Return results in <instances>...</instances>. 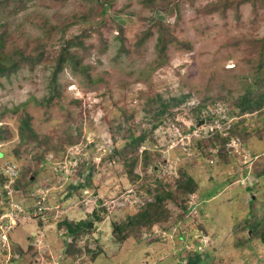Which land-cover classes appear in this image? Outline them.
<instances>
[{"label": "rangeland", "instance_id": "374dc122", "mask_svg": "<svg viewBox=\"0 0 264 264\" xmlns=\"http://www.w3.org/2000/svg\"><path fill=\"white\" fill-rule=\"evenodd\" d=\"M110 1L99 14L96 0H0V32L11 44L50 31L46 56L75 36L90 50L85 56L71 43L82 59L75 70L65 64L56 84L51 62L0 76V171L14 161L19 179L0 183V213L23 208L0 235V264H178L195 250L207 253L205 264H264V243L247 238L245 225L264 215V131L255 130L264 125V105L237 106L246 88L253 97L264 88L255 86L264 64L256 70L253 53V40L264 38V2L231 0L211 10L221 0H145L151 8ZM156 17L178 42L167 43L166 61L149 72ZM148 27L152 35L133 50ZM145 89L183 100L157 121L142 109ZM27 116L36 137L25 140L18 130ZM231 123L249 133L232 136L224 157L219 136ZM141 131L144 140L133 146L131 133ZM180 169L196 192L175 188ZM156 178L155 213L129 224L152 200ZM64 220L91 224L73 235Z\"/></svg>", "mask_w": 264, "mask_h": 264}, {"label": "trees", "instance_id": "16d2710c", "mask_svg": "<svg viewBox=\"0 0 264 264\" xmlns=\"http://www.w3.org/2000/svg\"><path fill=\"white\" fill-rule=\"evenodd\" d=\"M261 1V0H253ZM264 2V0H262ZM112 1L110 0H96L95 6L99 14L104 13L107 11V7L110 6ZM233 5V1L231 3V0H221L217 1L211 10H224L227 6ZM142 5L144 6H150L148 8H151L155 5L151 2H146L145 0L142 1ZM236 6V4H235ZM153 11V10H152ZM155 12V11H154ZM155 15V14H154ZM153 16V15H152ZM156 16V15H155ZM152 22H156L155 25L158 32L156 37V44H155V51L157 58L154 63L151 65L149 64L148 71L150 72L153 70V68H156V66H159V64L166 61V54H165V48L167 43H176L178 42L176 37H173L170 35L164 25L163 22H165V19H162V17H156ZM119 24H121L119 22ZM63 28V27H62ZM58 30V29H57ZM119 30L122 33V28L119 26ZM50 31L42 32L41 35L33 37L32 40L26 42L25 44L21 42V44L13 45L10 42V38H7L8 33L5 31L0 32V76L8 78L11 73L16 72L18 69H23V67H26L29 70H32L33 68L37 67L39 64H42L45 68H50L47 64H50L51 62V68L49 71V81H52L56 84V78L58 73L61 69L64 68L65 64L72 65V68L75 70V65L81 61L82 57L79 53L75 51H70L71 43H74L75 45H78L79 47H82L85 53V56L89 53L90 50H88L87 46L84 44L82 39H78L76 42H73L75 38H78L79 36H75L70 38L69 40H65V43H63L60 47L55 49L53 52H48L47 56L51 57L50 59L45 55V49L44 45L45 42L49 41L51 36H53V33ZM45 38L43 36L47 35ZM149 35H152V30L150 27L147 29H144L138 33V37L136 38L134 42L133 50H136L139 48L145 40L148 38ZM258 41V42H256ZM255 42L257 48V52H253L256 56V66L255 69L259 70L262 66L261 64H264V48L262 47V44H264V38L263 39H256L253 40ZM180 44L183 46H189V44L186 41H179ZM73 45V44H72ZM105 48V47H104ZM124 52H129L130 49L125 47H120ZM105 50V49H104ZM88 56V55H87ZM48 58V59H47ZM148 78V77H147ZM264 83V76L261 77V79L255 83L256 87H259L261 84ZM56 87V86H55ZM253 87V86H252ZM250 89L246 88L244 93L240 95L239 101H237V106L242 112L246 111H252L260 109L264 105V88L262 89V92L256 94V97L250 96ZM140 96L143 98V105L142 109L147 113L151 114V118L154 120H159L160 116L163 115L164 112H166L170 105L174 103H180L183 100V96L180 98L173 97L171 99H163L162 95L153 90L145 89L140 90ZM126 113V115H129L130 117L133 115L132 111H126V108L122 106L120 107ZM129 113V114H128ZM30 118L27 116L22 119L21 127L19 128V134L21 135L22 139H29L30 137H36L35 131H33L29 125ZM133 124V122H132ZM154 127L156 126V123L152 124ZM29 131V133L26 134V131ZM256 132L260 130L261 132L264 131V125L258 126L256 129ZM27 131V132H28ZM226 135L219 136L221 138V145L218 148L219 155L226 156V152L228 151L227 143L230 140L232 136H237L236 138H245V135L249 133L248 129L243 125H236V123H231L226 128ZM2 129H0V139ZM131 141L133 143V146L145 138V132L141 131L138 135L134 136L132 133L130 135ZM143 155H147V151L145 150L143 152ZM134 160L131 161L133 163ZM90 168V166H87ZM22 173V170L20 171V174ZM264 173V169L261 171L260 174ZM258 174V175H260ZM179 177L176 179V185L175 188L177 190H180L182 192V195L188 194V193H194L197 191V182L195 179L188 173L186 169H180L179 170ZM7 176L3 175L0 172V183L2 184ZM14 184H17L19 181L18 177L16 176ZM157 184H155L156 187H154L153 193L150 194L153 195L152 200L145 202L143 207L140 208V212L136 211L131 215L130 220L128 221L129 224H133L134 222L140 223L142 222H149L150 218L152 217V214L155 213L156 205L160 202L161 194V183L160 179L156 178L155 181ZM75 190L79 188L78 184L73 186ZM164 191V190H163ZM166 195H171V193H166ZM210 196V195H208ZM154 205V206H153ZM184 209L187 211V205H183ZM93 214L97 218V213ZM248 229L250 230V233L252 236H247V238H257L262 243H264V215H262L261 218L254 219L253 221H247L246 222ZM91 222H88L86 220H79V221H73V220H64L63 221V227L65 228L67 234H73L75 235L79 230H82L83 228L88 227ZM117 228H120L118 226ZM246 238V239H247ZM247 239V240H249ZM183 252V251H181ZM207 258V253L203 254L199 250H195L193 253L187 255L185 257V261L181 258L180 263L178 264H205Z\"/></svg>", "mask_w": 264, "mask_h": 264}, {"label": "clouds", "instance_id": "9594fccd", "mask_svg": "<svg viewBox=\"0 0 264 264\" xmlns=\"http://www.w3.org/2000/svg\"><path fill=\"white\" fill-rule=\"evenodd\" d=\"M10 165H17L14 161L13 162H11L10 163ZM4 167H5V165H4ZM4 167H2V169H1V173L3 174V175H6L7 177L5 178V180L4 181H8L9 180V178H11V177H13L12 178V182L14 183L15 182V178H16V176H18V167H15L16 169H17V172H16V174L15 175H13V176H10L7 172H4ZM4 184V183H3ZM2 184V185H3ZM5 185V184H4ZM40 209V208H39ZM32 210H36V209H33L32 208ZM9 211H11V209L9 210ZM1 212V211H0ZM5 213H7V212H5ZM13 213H16L15 211L13 212ZM13 213H12V211H11V213L9 214H4V213H0V215H2V214H4L3 216H1L2 218H1V221H3L2 222V224H3V227H1L0 226V233L1 232H3V229L4 228H6L7 227V225H10L11 223H14L15 224V222L14 221H11V219H15L16 218V216H13ZM8 216L10 217V218H8ZM7 217V218H6ZM16 220V219H15ZM11 226V225H10ZM66 232V231H65ZM67 233V232H66Z\"/></svg>", "mask_w": 264, "mask_h": 264}, {"label": "built area", "instance_id": "2783aa9c", "mask_svg": "<svg viewBox=\"0 0 264 264\" xmlns=\"http://www.w3.org/2000/svg\"><path fill=\"white\" fill-rule=\"evenodd\" d=\"M10 166H11L10 164H6L5 167H4V172H7L10 176H13V175L16 174L17 169L14 168V167L12 169ZM12 178L13 177L9 178L8 181L9 182L12 181ZM11 211H15L17 213L18 211H23V208H17V210H15V208L13 207L11 209ZM4 214H8V213H4ZM1 216H3V215H1ZM1 216H0V226L3 227V224H2L3 221H1V218H2ZM11 221H13V219H11ZM0 235L4 238V233L3 232H1Z\"/></svg>", "mask_w": 264, "mask_h": 264}]
</instances>
